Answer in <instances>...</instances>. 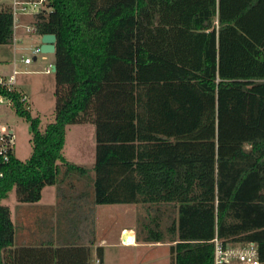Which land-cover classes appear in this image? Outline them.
<instances>
[{
	"label": "trees",
	"instance_id": "trees-1",
	"mask_svg": "<svg viewBox=\"0 0 264 264\" xmlns=\"http://www.w3.org/2000/svg\"><path fill=\"white\" fill-rule=\"evenodd\" d=\"M49 7L33 25L56 37L54 120L40 130L17 93L3 94L29 123L32 153L12 156L0 177V264H91L94 240L85 246L77 230L94 237V208L127 204L146 214L136 240L169 243L170 264H212L215 236L255 243L264 264V0ZM12 37L11 15L0 12V45ZM82 124L95 127L92 168L63 155L67 127ZM49 186L66 211L85 203L83 229L73 221L70 241L57 227L56 246H16L2 201L14 192L35 204ZM95 252L102 263V247Z\"/></svg>",
	"mask_w": 264,
	"mask_h": 264
},
{
	"label": "rangeland",
	"instance_id": "rangeland-1",
	"mask_svg": "<svg viewBox=\"0 0 264 264\" xmlns=\"http://www.w3.org/2000/svg\"><path fill=\"white\" fill-rule=\"evenodd\" d=\"M39 44V38L37 36H31L25 38L22 43L23 48L21 53L28 55L32 47ZM13 57V47L12 45H0V68H7V65L11 62ZM53 55L50 54H40L37 57V61L32 63L27 70L34 71L33 73H22L17 77L16 89L21 91L23 94L28 95L30 100V114L32 117H36L40 121L39 128L44 130L47 124L54 120V108L55 99L53 96L54 91V78L53 74H44L42 71L52 63ZM1 68V69H2ZM8 69V68H7ZM0 122L5 127L9 128L14 134V156L20 160H27L32 153V143L30 126L23 118H20L14 111L10 108L0 107ZM75 127V126H73ZM72 127L67 128L66 139L71 141L74 139ZM64 153V151H63ZM57 190L55 186L45 187L42 191V198L40 202L35 204H20L16 201L14 192H11L7 199L2 201V205L8 207L11 215V220L15 228V245L28 244L39 240L40 237L38 233L37 223L30 220L32 213L27 212L26 225L23 233L21 234V224L19 222L20 216H22L23 210L30 208L31 211L40 209L41 206H50V204L56 203ZM120 206H97L96 207V233L98 240L109 241L113 239L115 231L119 228L117 225L121 223H129L133 220V212L124 213L121 212ZM140 217H145L144 208L138 210ZM120 231V230H119ZM106 256L103 264H121L115 257L118 256L121 248L113 246L106 247ZM96 252L94 258L92 259V264H97L95 261ZM100 264V263H99Z\"/></svg>",
	"mask_w": 264,
	"mask_h": 264
},
{
	"label": "crops",
	"instance_id": "crops-1",
	"mask_svg": "<svg viewBox=\"0 0 264 264\" xmlns=\"http://www.w3.org/2000/svg\"><path fill=\"white\" fill-rule=\"evenodd\" d=\"M18 36L25 41V38H29L31 36H26L22 31V28L19 29ZM40 42V39H39ZM53 63V58H52ZM9 69V65H7ZM5 69L6 71L8 69ZM33 73L34 71H29ZM43 73V71H42ZM21 92V91H20ZM75 126V127H73ZM72 127L74 133V139L68 141L66 139L67 129L65 134V142L63 147V155L69 163L78 166H84L87 168H92L95 163V127L92 124H82V125H71L67 128ZM78 188V187H77ZM57 190V188L55 187ZM43 191V190H42ZM77 191V190H76ZM67 193H71L72 191L67 190ZM42 198V193H41ZM41 198L38 202L41 201ZM70 206V203L68 204ZM108 206H120L122 209L121 212L124 213H131L133 212V220L129 223H121L117 225L119 227L115 233L114 238L110 239L109 241L105 240H98L97 233H96V207L94 208V237L90 236L88 233L84 234L81 230H77L78 235L76 239L80 241V243L84 244L85 246H89V240H94V244L90 246V260L92 264V259L94 258L95 249L96 247H102V263H104V259L106 256V247L113 246L121 248L118 256L115 257L120 261L121 264H170V256H169V243H144L141 241H137L135 238V231H136V221L137 218H141L138 214V210L142 209L140 205H108ZM85 203L83 201L76 202L74 205V210L66 211L68 208L64 203L58 201L56 195V203L50 204V206H41L40 209L36 211H31L30 208H26L23 210L22 216L19 218V222H22L21 227L22 230L20 231L21 234L23 233L26 225V220L29 219L27 217V212L30 215L32 213V217L30 220L37 223L38 233L39 236L42 237L40 241H52L53 245H57L56 241V229L58 227L59 236L61 239H65L66 241H70L71 239L68 238L66 235V230L71 228V222L79 220L78 227L83 229L84 227V219H83V211H84ZM80 212V213H79ZM80 215V216H79ZM78 217V218H74ZM26 218V220H23ZM78 223V222H77ZM88 224V223H87ZM120 230V231H119ZM63 239V240H64ZM30 242L28 244H32ZM28 244H19L21 245H28ZM95 263L99 264L96 260Z\"/></svg>",
	"mask_w": 264,
	"mask_h": 264
},
{
	"label": "built area",
	"instance_id": "built-area-1",
	"mask_svg": "<svg viewBox=\"0 0 264 264\" xmlns=\"http://www.w3.org/2000/svg\"><path fill=\"white\" fill-rule=\"evenodd\" d=\"M49 0H0V12L7 11L12 18V47L13 57L9 63V69L0 68V107L10 108L15 112V102L13 95H3L7 93H17L18 101L23 109L30 111V100L28 95L16 89L17 77L22 73H29L27 68L37 61L41 54L40 44L30 49L29 54L25 55L20 51L23 48V39L18 36L19 29L26 36H38L33 23L35 16L40 13L50 11ZM40 43V42H39ZM33 58H36L33 61ZM49 64L44 74H53L52 66ZM14 156V134L0 122V177L4 175V168L10 163ZM212 245V264H260L258 247L253 242L225 243L216 236L210 241Z\"/></svg>",
	"mask_w": 264,
	"mask_h": 264
},
{
	"label": "water",
	"instance_id": "water-1",
	"mask_svg": "<svg viewBox=\"0 0 264 264\" xmlns=\"http://www.w3.org/2000/svg\"><path fill=\"white\" fill-rule=\"evenodd\" d=\"M55 41L56 37L54 35H43L40 38V51L41 54H50L54 55L55 53ZM36 58H33V61H35ZM55 72V66H52V73Z\"/></svg>",
	"mask_w": 264,
	"mask_h": 264
}]
</instances>
